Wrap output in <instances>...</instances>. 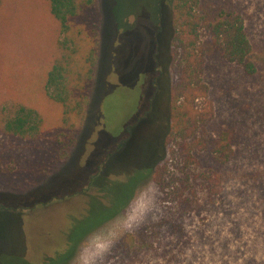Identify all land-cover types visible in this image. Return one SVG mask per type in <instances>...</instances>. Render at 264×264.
I'll list each match as a JSON object with an SVG mask.
<instances>
[{
  "label": "rangeland",
  "instance_id": "obj_1",
  "mask_svg": "<svg viewBox=\"0 0 264 264\" xmlns=\"http://www.w3.org/2000/svg\"><path fill=\"white\" fill-rule=\"evenodd\" d=\"M158 2L94 0L73 20L68 37L75 41L67 40V46L76 51L71 58L69 85L75 99L86 98L82 109L65 114L63 105L46 89L49 71L64 55L65 41L49 0H0V259L14 255L40 264L64 251L66 232L75 219L86 214L90 194H97L89 182L99 172L125 181L137 170L167 164L164 176L172 184L168 194L154 175L139 184L153 180L159 185V199L166 206L160 220L180 219L189 226L199 222L200 237L214 223H235L228 193L222 190L212 196L211 186L197 175L218 170L224 181L242 162H264V0H200L201 11L209 18L222 9L242 14L256 71L247 74L241 63L222 57L209 30H201L204 77L215 113L197 133L196 139L205 146L193 150V159L184 155L177 140L167 141L170 91L179 76L171 56L172 12L164 13L158 61L153 59ZM93 46L95 65L88 79L85 57ZM21 105L40 112L43 124L38 134L22 136L5 130L7 115ZM224 133L234 135V155L227 164H220L214 148ZM114 134L127 139L103 170L99 165L113 145ZM186 176H190L189 182ZM63 184L64 190L48 205L5 210L32 194ZM250 186L260 189L259 199L264 202V181ZM179 190L188 203L179 202ZM201 191L207 193V199L196 203ZM100 199L109 203L102 194ZM92 202L96 203L95 199ZM171 205L175 212L169 211ZM210 216L220 219L209 221ZM120 242L106 264H133L139 257V251L121 256ZM169 245L159 254L166 256L169 264H177L184 245L177 241H169Z\"/></svg>",
  "mask_w": 264,
  "mask_h": 264
},
{
  "label": "trees",
  "instance_id": "obj_2",
  "mask_svg": "<svg viewBox=\"0 0 264 264\" xmlns=\"http://www.w3.org/2000/svg\"><path fill=\"white\" fill-rule=\"evenodd\" d=\"M49 3L52 14L61 23L62 31L65 33V41L63 42L64 55L49 71L46 89L52 99L63 105L64 113L70 114L74 109L79 110V107L82 109L86 97L83 96L80 100L75 99L69 85L68 77L73 62L71 58L76 48L70 49L67 46V40L75 41L68 37V33L74 23L73 20L85 9L92 6L94 0H49ZM200 7V0H159L158 11L161 16L159 15L157 18L155 50L153 52V59L158 61L164 13L169 14V12H172L171 56L179 79L170 91L169 109L171 124L167 141L170 143L171 140H177L181 151L187 158L191 159H193L192 152L195 148H203L205 146V144H201V139H196L197 133L200 129L205 128L215 113L214 104L209 100V85L204 77L206 55L203 47H201V30L203 28L209 30L213 44L220 51L222 57L232 62L241 63L247 74H254L256 71L255 62L251 59L252 44L246 32L242 14L235 10L222 9L213 18H209L201 11ZM95 52V46H93L85 57L86 64H88V68L86 69L88 79L94 71ZM144 75L140 80H142ZM202 101L205 104H202ZM42 124L43 118L37 109L21 105L7 115L4 128L12 134L29 136L38 134ZM110 126V122L107 119V127L110 128ZM123 127L125 129L127 125ZM113 138V145L106 149L107 154L103 156V163L99 165L103 170H107V164L110 163L113 153L118 151L127 139L115 134ZM233 146L234 135L232 133H224L214 148L215 159L220 164H227L234 155ZM62 150H64V147ZM167 170V164L157 165L156 169L146 168L137 170L135 175L129 176L125 181L112 180L103 172L93 175L89 182L90 188L97 190V194H90L89 201L91 202L88 204L86 214L80 219H75L66 232V249L46 258L40 264H68L72 260L80 240L89 232L121 212L133 191L138 188L142 180L149 178L150 175H154L163 190L166 189L167 192L168 188L172 185L164 176ZM197 176L206 179L205 182L212 188V196L221 194L223 175L220 171L215 170L211 174L201 173ZM185 181L189 182L190 176H186ZM63 190L64 184L60 187H55L53 190H47L40 195H27L28 197L22 199L13 208L7 206L5 210L19 211V207L34 208L48 205ZM101 194L107 199L108 204L101 201ZM178 196L180 197L179 202H189V199L180 190ZM92 199H95L96 203L92 202ZM181 224L183 222L180 219H163L154 226L148 225L139 231L137 235L139 242H135L137 237L128 238L129 242L122 240L118 248L119 253L123 257L135 255L138 252L137 244L144 247H152V238L155 239L162 230L176 234V241L185 246L188 241L184 239L185 236L183 235L186 234L183 232ZM0 264L38 263H33L14 255H3L0 259Z\"/></svg>",
  "mask_w": 264,
  "mask_h": 264
},
{
  "label": "clouds",
  "instance_id": "obj_3",
  "mask_svg": "<svg viewBox=\"0 0 264 264\" xmlns=\"http://www.w3.org/2000/svg\"><path fill=\"white\" fill-rule=\"evenodd\" d=\"M260 181H264V162H242L239 169L230 171L221 188L228 193L235 223H214L204 237L197 235L199 222L193 226L181 224L188 243L179 250L177 264H264V202L259 199L260 189L250 186ZM160 195L159 185L153 180L136 188L121 212L80 240L70 264H106L118 242L135 238L141 229L159 223L166 207ZM205 199L206 192H197L196 203ZM167 207L175 212L174 205ZM213 219L220 218L209 217V221ZM155 241H159V247ZM155 241L152 247L137 244L139 257L133 264H169L168 258L159 253L161 248L170 246L169 241L175 243V234L162 230Z\"/></svg>",
  "mask_w": 264,
  "mask_h": 264
}]
</instances>
